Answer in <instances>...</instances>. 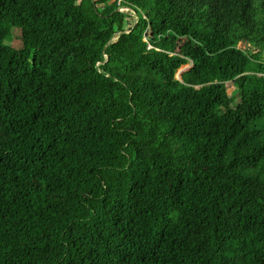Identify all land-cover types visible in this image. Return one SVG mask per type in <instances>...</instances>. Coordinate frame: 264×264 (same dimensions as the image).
<instances>
[{"label":"trees","instance_id":"1","mask_svg":"<svg viewBox=\"0 0 264 264\" xmlns=\"http://www.w3.org/2000/svg\"><path fill=\"white\" fill-rule=\"evenodd\" d=\"M0 264H264V0H0Z\"/></svg>","mask_w":264,"mask_h":264},{"label":"rangeland","instance_id":"2","mask_svg":"<svg viewBox=\"0 0 264 264\" xmlns=\"http://www.w3.org/2000/svg\"><path fill=\"white\" fill-rule=\"evenodd\" d=\"M120 11H124V12H127V13H131L135 16L134 12L132 10H130L129 8H121ZM135 18V17H134ZM15 34L18 36L19 35V31H15ZM13 44L16 46V47H20L21 46V41L19 40L18 37H16V39L13 41ZM240 47H242L243 49L245 48L244 44H240ZM191 64H188V65H185L183 66L177 73V78H181V74L183 72H185L186 70L190 69L191 68ZM228 90L229 92H235V86L232 84V83H228ZM239 102V96L236 95V99L233 103L234 107L235 105Z\"/></svg>","mask_w":264,"mask_h":264},{"label":"water","instance_id":"3","mask_svg":"<svg viewBox=\"0 0 264 264\" xmlns=\"http://www.w3.org/2000/svg\"><path fill=\"white\" fill-rule=\"evenodd\" d=\"M179 79V78H178ZM181 79V78H180Z\"/></svg>","mask_w":264,"mask_h":264}]
</instances>
